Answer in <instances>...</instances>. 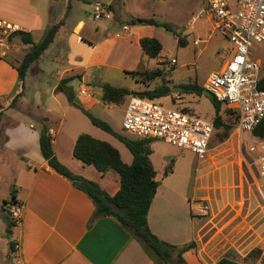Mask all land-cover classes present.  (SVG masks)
Segmentation results:
<instances>
[{
	"label": "crops",
	"instance_id": "crops-1",
	"mask_svg": "<svg viewBox=\"0 0 264 264\" xmlns=\"http://www.w3.org/2000/svg\"><path fill=\"white\" fill-rule=\"evenodd\" d=\"M58 1L0 0V19L17 26L18 31L29 33L32 41L38 43L34 36L38 34L41 40L49 25L64 16L67 0H62V10ZM97 1L110 5L112 19L90 22L82 16L71 21L73 5L77 2L72 0L54 41L30 67L23 95L15 108L9 107L18 81L14 65L21 61L30 45L23 44L20 37L13 34L14 43L11 46L9 42L7 57H0V183H3L0 254L3 258L11 257L13 264H156L130 229L112 217L94 218L92 200L48 165L39 147L41 122L44 121L49 130L54 154L61 164L72 174L97 183L108 195H115L120 188V177L115 171L102 175L73 156L80 135L87 133L102 141L104 134L68 101L59 88L60 82L68 80L64 85L74 92L80 103L74 102L76 105L91 115L98 112L93 116L108 123L115 133L137 139L126 136L122 124L116 127L111 121L108 111L116 105L102 102L100 86H118L108 78L111 70L125 74L156 68L164 74L173 70L177 58L165 57L162 41L168 33L176 41L178 55L181 48L176 36L165 29L132 25L131 20L155 19L185 30L176 32L185 38V47L192 45L198 54L207 49L200 45L207 43L216 30L213 20L203 13L205 0H88L86 6L92 8ZM228 1L235 3V0ZM208 26L210 34L206 31ZM220 35L231 48L226 36ZM142 38H156L160 42L162 50L157 59L148 58L142 51ZM171 59L176 60L173 66L169 64ZM132 79L133 85L121 87L144 91L162 83L158 78ZM207 79L199 86L204 88ZM166 80L171 88L189 84ZM75 82L78 83L76 89ZM126 99L118 105L123 107V117ZM190 101L192 98L188 97L181 106L193 108L197 104ZM105 133L115 139L108 141L109 144L118 150L122 161L130 165L133 157L122 147L124 144ZM161 146L168 148L161 151ZM182 152L186 151L159 140L151 143L149 159L158 187L147 215L150 231L161 241L178 247L192 243L193 247L183 254L186 264H216L224 257L240 264H258L260 248L264 246V183L258 177L254 155L248 152L254 164L242 161L248 175L243 173L244 181L235 183L230 172V180L223 183L217 179L216 171L230 170V167L228 163L222 165L220 158L215 160L218 156L212 149L203 161L188 152L195 159L196 173L214 167L195 177L193 169L181 167L185 158ZM168 167L171 171L166 174ZM13 189L21 214L17 224L12 222L4 205ZM203 204L209 205L207 214L202 213Z\"/></svg>",
	"mask_w": 264,
	"mask_h": 264
},
{
	"label": "trees",
	"instance_id": "trees-1",
	"mask_svg": "<svg viewBox=\"0 0 264 264\" xmlns=\"http://www.w3.org/2000/svg\"><path fill=\"white\" fill-rule=\"evenodd\" d=\"M71 1L72 0H67L63 18L50 24L38 43L32 41L29 33L22 31L14 33L20 37L23 44L30 45V48L21 61L14 65L18 74V81L14 93L10 97V108H15L17 106L18 100L23 95L25 78L30 67L45 53L54 41L56 34L64 23L65 17L71 9ZM131 24L161 27L176 36L178 47L186 46L185 38L177 33L174 27L168 23L160 22L155 19L138 18L132 19ZM140 46L145 55L150 59H157L162 50V46L156 38H142L140 40ZM126 74L137 80L143 79L149 81L162 78L163 82L153 89L144 91H133L110 84H102L100 86L102 89V102L120 105L129 96H138L147 100L156 101L168 97L171 94L172 88L168 85L169 82L164 79V73L159 68L126 72ZM67 82L68 80L61 81L59 88L66 95L68 101L77 106L94 126L113 135L122 142L131 153L133 160L130 165L125 164L116 148L90 135L82 134L77 138L73 149V156L75 159L81 161L83 164L93 166L102 175L110 170L115 171L119 175L120 188L115 195L110 196L104 192L97 183L72 174L58 161L52 148V137L47 126L43 123L44 121H42L39 147L43 158L54 171L69 179L77 189L83 191L92 200L95 205L94 218L105 216L112 217L122 226L130 229L134 236L142 242L146 251L156 264H186L183 259V254L192 248L193 244L190 243L178 247L161 241L150 231L147 224L148 211L158 187V182L155 180L156 173L149 159L153 139H129L115 133L108 123L94 117L88 111L74 103L75 94L72 90L65 87L64 84ZM261 84L264 85V78H262ZM179 87L186 93L195 94L197 96L203 95L205 91L203 87L191 83L179 85ZM210 103L214 109L212 121L214 129L224 128V136H227L230 127L225 126L221 115V107L224 105L215 98H212ZM227 110L234 116L230 109L227 108ZM1 117L2 112H0V120ZM253 135L257 137L264 136V120H262L255 129ZM170 171L171 168L168 167L165 173L167 174ZM9 202L17 204L14 189L11 191L9 201H4V205ZM10 246L13 248V243H10ZM216 264L240 263L232 260L230 257H224Z\"/></svg>",
	"mask_w": 264,
	"mask_h": 264
},
{
	"label": "built area",
	"instance_id": "built-area-1",
	"mask_svg": "<svg viewBox=\"0 0 264 264\" xmlns=\"http://www.w3.org/2000/svg\"><path fill=\"white\" fill-rule=\"evenodd\" d=\"M204 14L213 20L216 31L231 44L229 60L223 69L209 75L204 89L218 102L230 109L237 118V127L249 134L247 150L254 155L257 174L264 183V136L253 135L264 120V85L260 63L254 60L256 46L264 48V0H205ZM110 5L97 1L92 6L95 21L112 19ZM17 26L0 19V57L10 49L9 38ZM171 66L175 59L169 61ZM84 94V91H81ZM122 127L136 138L159 140L181 151L192 153L203 161L210 150L214 134L212 121L189 113L166 108L157 101L129 96ZM5 209L13 223L20 222V207L7 203ZM209 205L203 204L207 214ZM17 248V246H15ZM258 264H264V246L260 248Z\"/></svg>",
	"mask_w": 264,
	"mask_h": 264
},
{
	"label": "rangeland",
	"instance_id": "rangeland-1",
	"mask_svg": "<svg viewBox=\"0 0 264 264\" xmlns=\"http://www.w3.org/2000/svg\"><path fill=\"white\" fill-rule=\"evenodd\" d=\"M87 2L88 0H77V2L73 5L74 9L71 13V17L69 20L73 21L83 16L85 17V19L87 18L90 22H92L93 19L92 8L86 6ZM56 3L61 4L60 8L62 10L63 8L62 0ZM175 30L181 32L185 31L182 29H175ZM206 31L208 32V34H210L211 28L208 26ZM34 41L35 42L40 41V36L38 34L34 36ZM162 41L164 45L163 46L164 52L166 53L165 57L168 59L175 57L177 58L178 61L177 65L175 66V68H173V70L166 71V73L164 74V79L165 80L170 79L173 82L179 84L191 83V84L202 85L204 81L209 77V75L211 73L218 72L222 63L230 57L229 55L230 48L228 47L227 44L225 45L224 41L226 40L220 35L218 31L213 32L210 35V37L207 39V43L203 42L200 45V48L207 46V49L204 51L202 50V52L199 54L197 51H195L194 47L190 45L188 47H180L181 50L179 51V55H178L175 50L176 41L169 33L167 34V37L162 38ZM9 42L11 43L12 46V44L14 43L12 37L9 38ZM198 47L199 46H197V48ZM21 53L22 51H20L18 55H20ZM253 58L255 61L260 63L262 74H264V48L260 46H256L253 50ZM167 65L168 64H165V66ZM108 78L111 81H114L115 85H118L117 87H121V85H133L134 82L129 75L112 70L109 72ZM158 80L160 82H163L162 78H158ZM157 84L159 83H155L154 85L157 86ZM77 86L78 83L75 82L73 84V87L76 89ZM174 87H179V86H174ZM188 97L192 98V101L190 102L193 101L197 102V104L193 106V108L181 106V104H183L182 102L185 103V100H187ZM127 100L128 98L126 99V101ZM156 101L166 108H171L178 111H183L182 109H184L186 111H189L185 113H189L201 119L213 121L214 109L211 103L208 101V99L203 95L197 96L195 94L193 95L186 93L185 91H180L179 93L177 92L171 93L168 97L162 98L160 100L158 99ZM122 108H123L122 106L116 105L114 107H111V109L108 111L111 117V121L114 123V125H116V127H118V125L122 124L123 122L122 120L123 114L121 111ZM92 113L93 115H98L97 114L98 112H92ZM221 115L223 117L225 126L230 127V129L228 131L227 136H224V130H225L224 128L214 129L213 138L210 143V149H212V152L218 156L215 160H218V158H220L223 161L222 165H226L228 163L230 170L229 169L225 170L223 168H220L219 171H216V176L220 182L224 183L225 180L227 181L230 180V172H231L232 180L235 183H238L240 180L242 181L245 180L243 176V173L245 174V169H244L245 167L244 164H242V161L245 160L247 162L248 160L249 163L247 164H251V163L254 164L252 157L250 158L249 156L250 154L247 151L248 142L252 138L249 134L242 133L238 129L236 118L229 113V111L225 106L221 107ZM97 130L102 134H104V140L102 141L108 142L115 140L112 136L106 134L101 129L97 128ZM122 131L126 136H130V137L133 136L129 132L125 131L123 127H122ZM122 147L128 152V149L125 148V145L124 146L122 145ZM166 148L168 147L167 146L159 147L161 151ZM182 154L184 155L185 158L184 161L181 162V167L186 168L188 166L191 169H193L194 171L193 177L198 176L199 174L204 175L209 170L214 168V167H207L204 168L200 173H196L197 171L195 168L197 167L193 156L189 155L190 153L188 152H182ZM250 168L253 169L254 165H252V167ZM2 187H3V183H0V188H1L0 193H2L3 191ZM0 205H2L1 197H0ZM0 264H13L12 258L11 257L3 258L2 254H0Z\"/></svg>",
	"mask_w": 264,
	"mask_h": 264
},
{
	"label": "water",
	"instance_id": "water-1",
	"mask_svg": "<svg viewBox=\"0 0 264 264\" xmlns=\"http://www.w3.org/2000/svg\"><path fill=\"white\" fill-rule=\"evenodd\" d=\"M179 91H183V89L181 87H174V88L171 89V93H176V92H179ZM203 96L207 97L210 100L213 98L212 94H210L206 90L203 92ZM74 102L77 103V104H80L78 102L77 98L74 99Z\"/></svg>",
	"mask_w": 264,
	"mask_h": 264
}]
</instances>
